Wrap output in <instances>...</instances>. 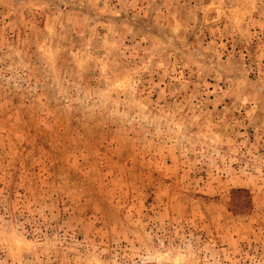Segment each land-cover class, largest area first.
I'll use <instances>...</instances> for the list:
<instances>
[{
	"label": "rangeland",
	"instance_id": "obj_1",
	"mask_svg": "<svg viewBox=\"0 0 264 264\" xmlns=\"http://www.w3.org/2000/svg\"><path fill=\"white\" fill-rule=\"evenodd\" d=\"M0 264H264V0H0Z\"/></svg>",
	"mask_w": 264,
	"mask_h": 264
}]
</instances>
